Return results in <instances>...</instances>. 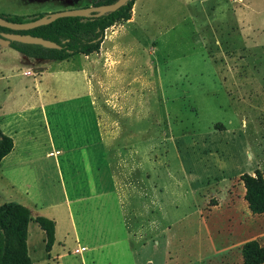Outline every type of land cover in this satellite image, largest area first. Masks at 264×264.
<instances>
[{
  "label": "rangeland",
  "instance_id": "374dc122",
  "mask_svg": "<svg viewBox=\"0 0 264 264\" xmlns=\"http://www.w3.org/2000/svg\"><path fill=\"white\" fill-rule=\"evenodd\" d=\"M88 4L0 0V16H45ZM105 32L100 52L119 32L120 59L44 62L53 72L46 74L45 146L61 151V182L42 162L17 177L5 168L16 187L0 175V205L28 186L22 203L30 218H55L49 253L29 221L30 263L241 264L244 242L264 248V215L248 212L239 182L254 170L264 176V0H136L129 22ZM95 64L102 65L93 90L89 74L83 85L58 72ZM122 64L129 70L115 77ZM30 67L0 46V74L9 76L0 82V107L8 95L35 96L32 77L21 74ZM138 70L140 92L130 83L114 90V80ZM88 116L97 118L99 145L83 157L85 166L77 150L93 138ZM123 128L128 144L108 146Z\"/></svg>",
  "mask_w": 264,
  "mask_h": 264
},
{
  "label": "trees",
  "instance_id": "16d2710c",
  "mask_svg": "<svg viewBox=\"0 0 264 264\" xmlns=\"http://www.w3.org/2000/svg\"><path fill=\"white\" fill-rule=\"evenodd\" d=\"M116 0H88L87 7L109 5ZM136 0L127 2L117 11L87 17H64L28 31L12 32L0 27L1 33L30 35L55 43L58 49H45L38 45L10 42L8 47L29 59L62 62L76 56L98 53L104 42V33L115 24L129 21ZM12 23H28L43 15L0 16ZM12 140L0 131V160L12 150ZM246 203L251 215H264V176L259 170L239 176ZM30 220L28 210L12 202L0 205V264H31L26 250V229ZM34 223L44 234V252L49 253L54 241L55 224L52 220L35 217ZM241 264H264V248L249 240L240 247Z\"/></svg>",
  "mask_w": 264,
  "mask_h": 264
},
{
  "label": "crops",
  "instance_id": "0c3cea01",
  "mask_svg": "<svg viewBox=\"0 0 264 264\" xmlns=\"http://www.w3.org/2000/svg\"><path fill=\"white\" fill-rule=\"evenodd\" d=\"M119 34L120 33L117 32V34L114 37V41L118 40ZM113 42L106 43L105 45L107 46L106 54L104 53L102 54L100 52V49H102L103 44H105L104 42H102L100 44V48L98 51L99 54L94 53L89 56H86V57L83 56V57L93 59V57L97 54L100 56V59H104V60L106 56L108 58H115L117 56L116 51L118 50L117 48L118 45L116 44L117 42H114V43ZM120 57H122V54L119 53L118 56L116 57L117 60L120 59ZM31 61H34V59L27 58L28 64L31 65L30 70L29 68L24 69L21 74L22 76L32 77V80L34 81L33 85L35 86L33 90L35 96L31 95L32 99L29 96V98L26 101H20V100L15 101V99L12 96L8 95L5 98L6 101L0 107V131L5 136H8L9 138H11L12 144H13L12 150L4 158L0 160V175L6 179L8 184L9 183L15 184V187H16V184L18 183L16 182L15 179L9 178V176L5 173L6 169H11L13 172H15V177H17L18 173H20L21 171V168L26 167L28 170H31L33 167H36L34 164L38 162H42L43 164H45L46 168L50 172H53L55 174L54 176H56V178H58L59 181L61 182L60 164L58 160V157L61 155V151L59 150V148L54 149V150L49 148L50 150L46 151V146H45L46 145L45 144L46 125H48L46 124L47 122L46 107H48L46 105V74L53 73V72H50L51 71L50 69H46V63H44L46 61L35 60V61L43 62L41 63V65L30 63ZM101 65L95 64L91 66L90 69H85L86 71L82 70L80 72L79 71L69 72L67 71V69H65L66 65H62L58 67V72L60 75H64L63 77H65V79L66 78H71V79L76 78L79 84H81V81H82L83 85H84V79H83L84 74H86L85 76L87 80H88L87 74H89L91 89L93 90L95 76L101 71ZM126 66H124L123 64L115 66L113 68V70H115L114 72L115 77H120L119 72H117V70L128 71L129 69ZM8 77L9 76H2L0 74V82L3 81L4 79L6 80V78ZM34 77L36 78V80ZM130 79H133V81L131 80L130 82L129 81ZM38 80H40V82ZM129 83L133 86H137L138 87L137 91L140 92L141 84L142 85L145 84L141 80L140 70H138V72L136 73L133 72L131 76H129V74H126V75H123L121 79L114 80V83H113L114 88H115L114 90L116 89L118 90V88L119 89L121 88L129 89V86H130ZM6 90H8V87H6ZM87 118H89V122L91 123L93 138L90 139V137L87 136L84 138V140L82 139L83 142L80 143L78 150H77L80 153V156L82 157L81 158L82 163L85 164V166L88 165L87 163L89 162L85 161L83 157L86 158V156L88 155L92 157L96 153L98 145H99L98 144L99 137H98L97 118L93 116H88ZM127 119L128 118L123 119V123L126 125H127V121H126ZM41 124L44 125L43 129L41 127ZM123 132L122 133L120 132L117 138L115 137V135L108 137V141H107L108 146H112V148L117 149L116 147L120 145L121 143L124 144V146L127 145L130 139L129 133L124 128H123ZM47 136H48L49 143L51 145L52 141L50 140L49 135ZM94 162L95 160L92 158L90 165L92 166ZM48 178L50 179V176ZM21 188H23V190L14 191L15 193L13 196H14L15 201H13L12 203L19 204L28 210V207L26 206V204H23L22 201L27 202V200L24 198L28 197V193H30L29 191L30 188L28 186H25V187L22 186ZM62 202L65 203L66 205L67 203H69L65 199V196H63ZM46 207L49 209L53 208L48 203H46ZM29 217H30V214H29ZM31 219L32 218H30L29 221H31ZM51 220L54 222L55 227H56L55 218L52 217ZM26 232H27V235H26V244H27L28 243V224H27ZM59 257L61 258L62 256L60 255Z\"/></svg>",
  "mask_w": 264,
  "mask_h": 264
},
{
  "label": "water",
  "instance_id": "95a60500",
  "mask_svg": "<svg viewBox=\"0 0 264 264\" xmlns=\"http://www.w3.org/2000/svg\"><path fill=\"white\" fill-rule=\"evenodd\" d=\"M126 2L127 0H116L114 3L109 5H102L98 7H84L80 9H72L56 13H50L28 23H12L5 20L3 17H0V27L12 32L28 31L36 27L48 25L59 18L99 16L101 14L114 12L121 8ZM10 42H17L28 45H38L45 49H58V46L55 43L43 40L41 38L32 37L30 35H21L17 33L0 34V46L8 47Z\"/></svg>",
  "mask_w": 264,
  "mask_h": 264
}]
</instances>
